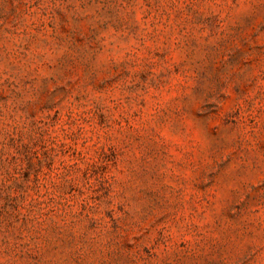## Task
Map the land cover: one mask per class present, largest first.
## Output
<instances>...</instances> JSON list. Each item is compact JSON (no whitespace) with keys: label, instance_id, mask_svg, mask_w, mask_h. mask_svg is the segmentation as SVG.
Instances as JSON below:
<instances>
[{"label":"rangeland","instance_id":"374dc122","mask_svg":"<svg viewBox=\"0 0 264 264\" xmlns=\"http://www.w3.org/2000/svg\"><path fill=\"white\" fill-rule=\"evenodd\" d=\"M0 264H264V0H0Z\"/></svg>","mask_w":264,"mask_h":264}]
</instances>
